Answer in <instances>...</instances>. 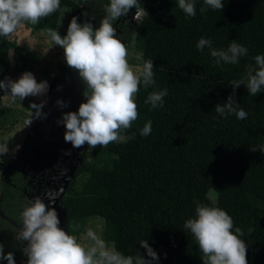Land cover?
Masks as SVG:
<instances>
[{
    "label": "trees",
    "instance_id": "1",
    "mask_svg": "<svg viewBox=\"0 0 264 264\" xmlns=\"http://www.w3.org/2000/svg\"><path fill=\"white\" fill-rule=\"evenodd\" d=\"M108 2L61 0L69 9L65 31L50 16L34 29L52 28L66 35L73 17L96 29ZM138 2L147 13L143 23L121 17L113 26L129 49L131 33L137 34L135 50L143 53L142 61H153L156 86L145 90L141 84L136 98L139 118L123 133H135V138L91 149L77 171L89 178L82 190L74 181L62 199L68 229L69 224L80 226L69 234L78 236L91 218L101 219L102 239L124 255L140 254L150 260L140 245L147 240L159 257L152 264H203L195 239L184 228L185 221L195 217L199 202L227 211L235 227L244 230L241 239L247 244L248 264H264V153L250 150L264 145V89L257 96H251L245 85L235 89L234 99L248 113L246 120L215 112L233 95L232 81L244 76L253 57L264 55V0H223L222 10L208 8L203 14L204 0H197L194 18L186 17L178 0ZM201 37L212 40L217 49L236 41L248 48V56L236 65H216L207 48L203 52L196 48ZM17 52L11 38L0 37V81L17 71L6 63ZM22 58L27 63L38 60L32 53ZM165 88L164 106L149 110L151 105L144 100ZM4 94L0 89V100ZM7 112L17 114L4 109L0 117ZM149 120L152 133L142 137L139 130ZM46 123L37 121L34 130ZM1 175L6 180L0 187V210L20 222V208L29 202L17 190V173L4 167ZM0 245L15 262L22 258L13 227L1 215Z\"/></svg>",
    "mask_w": 264,
    "mask_h": 264
},
{
    "label": "clouds",
    "instance_id": "2",
    "mask_svg": "<svg viewBox=\"0 0 264 264\" xmlns=\"http://www.w3.org/2000/svg\"><path fill=\"white\" fill-rule=\"evenodd\" d=\"M197 0H178V8L186 17L196 16ZM201 14L208 8L222 10L223 0H204ZM61 0H0V37L12 38L25 25H37L60 10ZM105 15L100 26L94 29L93 24L78 23V17H73L66 36H61L57 30L45 28L43 34L55 45L63 49L64 59L69 68L78 72L84 85L83 92L86 103H81L77 112L63 115L61 121L65 128L64 139L75 148L87 144L90 149L98 146L106 148L111 143L135 138V133L125 136L133 123L139 118V106L136 102L141 84L147 90L156 86L154 79V65L152 60L142 61L137 65L129 63L131 55L136 60H142L143 53L137 54V34L131 33L130 47L117 38L114 22L127 16L130 9L135 8L134 19L143 23L147 17L145 9L138 0H109L104 6ZM94 18V17H93ZM196 48L203 52L209 50L216 65L240 62L241 57L248 56V48L232 41L226 49L213 47V41L201 37ZM254 64L247 66L244 76L232 81L233 95L229 96L223 105H217L215 112L223 117L235 115L238 120H246L248 113L236 103L235 89L245 85L251 96H257L264 89V55L253 57ZM0 89L6 94L3 97L13 101H23L29 96L46 95L49 89L47 81L37 82L31 72H25L13 81L11 78L0 81ZM10 90V93H9ZM168 90L152 91L144 100L145 105L152 109L164 106V98ZM47 100V99H46ZM47 103V101H46ZM49 103V102H48ZM61 107H66L62 101H57ZM35 109L34 119L45 115L42 112L44 103L31 104ZM142 137L152 133V121L149 120L139 130ZM252 152L264 153V145L251 147ZM12 162L4 165L11 169ZM63 192V189L60 190ZM49 199L54 200L52 193ZM196 203L195 217L185 221L184 228L195 239L203 264H248L247 244L241 239L244 230L235 227L233 218L227 211L215 207ZM21 230L17 231L16 239L27 242L24 253L27 264H152L158 261L157 253L151 248L147 240L140 242L147 250L146 260L142 255H124L110 246L95 230L88 228L79 238L69 234L59 227L60 220L55 208L48 206L37 197L23 207L21 212ZM79 224H69L71 232L79 230ZM253 229L249 228V234ZM6 259L8 264H15L12 253L4 255L0 245V260Z\"/></svg>",
    "mask_w": 264,
    "mask_h": 264
},
{
    "label": "flooded vegetation",
    "instance_id": "3",
    "mask_svg": "<svg viewBox=\"0 0 264 264\" xmlns=\"http://www.w3.org/2000/svg\"><path fill=\"white\" fill-rule=\"evenodd\" d=\"M136 10L130 9L127 16H123L121 21H131L137 24L134 19ZM120 21V20H118ZM118 32H121L118 29ZM127 44L126 42L122 41ZM58 66L59 72L52 82L49 84L47 102L49 110L40 119L33 120L30 125L29 133H26V142L19 146L16 151V156L12 161V172L17 173L16 182L17 190L25 199L35 200L39 197L51 210L59 203L62 209H65L61 202L72 183L79 177L77 171L80 166L89 159L91 149L87 144L80 148H75L64 139L66 128L62 123H58L63 118V115L69 112H77L81 103H86V98L83 95L86 85L83 84L78 72L69 68L66 61L61 57ZM57 101H62L66 107H61ZM50 116V120L49 117ZM39 119V120H38ZM45 127H39L34 130V125L37 121H47ZM44 128V129H43ZM53 133L56 137L53 136ZM6 180L4 176L1 178ZM7 181L11 180L8 177ZM13 184V182H12ZM61 188L64 194L61 195ZM52 193L54 200L49 199L48 194ZM1 196V195H0ZM59 199V200H58ZM1 202V198H0ZM21 212L23 207L20 208ZM66 210V209H65ZM3 212V218L13 227V232L16 237L17 231L21 230L22 219L16 222ZM20 212V214H21ZM11 220V221H9ZM17 248H20L23 256L15 264H27V257L24 250L27 248V242L18 241ZM0 264H8L2 263Z\"/></svg>",
    "mask_w": 264,
    "mask_h": 264
},
{
    "label": "rangeland",
    "instance_id": "4",
    "mask_svg": "<svg viewBox=\"0 0 264 264\" xmlns=\"http://www.w3.org/2000/svg\"><path fill=\"white\" fill-rule=\"evenodd\" d=\"M68 11L69 9L61 4L60 10L50 16L53 21L57 22L58 28L63 32L65 31ZM34 26L35 25H25L11 38V42L17 45L18 52L15 53L16 57H11L6 60V63L9 64L12 69L17 70H13L11 73V79L13 81L18 80L23 73L31 72L38 83L47 81L49 85L59 72L60 66H58V64L64 52L61 47L55 46L49 38L43 34V31L34 29ZM61 36L63 37L66 35L64 34ZM129 51L131 53L132 49H129ZM28 53L35 54L38 60L32 63L25 62L22 57ZM136 53L139 54L138 51H136ZM129 63L135 66L142 63V60H136L130 55ZM28 69H30V71H28ZM6 94L8 93H5L3 96ZM47 94L37 97L29 96L23 101H13L11 98L2 96L0 100V110H11L17 114L12 117V115L7 112L0 117V187L4 181L1 179V169L4 168V165L7 163L11 164L14 160L16 151L19 149V146L22 147V144L26 142V133H29L30 125L33 124L31 120L35 117L36 110L30 107L31 104L44 103L42 112L46 114L48 112L47 110H49V108H47L48 102L46 103ZM41 117H39V119ZM53 136L56 137L54 133ZM88 178V174L80 175L76 179V189L82 190ZM88 228L95 230L102 238L103 222L101 219L91 218L86 230ZM83 233L77 237L79 238Z\"/></svg>",
    "mask_w": 264,
    "mask_h": 264
},
{
    "label": "water",
    "instance_id": "5",
    "mask_svg": "<svg viewBox=\"0 0 264 264\" xmlns=\"http://www.w3.org/2000/svg\"><path fill=\"white\" fill-rule=\"evenodd\" d=\"M64 194V191L61 193V195ZM59 200V199H58ZM57 205L55 206V210L58 214V218L60 220V225L59 227L61 229H63L64 231L68 232L69 233V229H68V219H67V211L65 209H62L60 206H59V203L56 202ZM3 212H0V215L3 216L2 214ZM5 219L8 220V217H4ZM11 221V220H9Z\"/></svg>",
    "mask_w": 264,
    "mask_h": 264
}]
</instances>
